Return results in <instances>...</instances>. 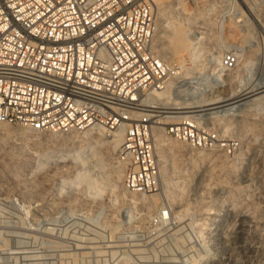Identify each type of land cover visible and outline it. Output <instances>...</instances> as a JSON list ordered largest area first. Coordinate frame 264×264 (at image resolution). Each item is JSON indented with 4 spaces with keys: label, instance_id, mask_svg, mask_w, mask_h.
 <instances>
[{
    "label": "rangeland",
    "instance_id": "rangeland-1",
    "mask_svg": "<svg viewBox=\"0 0 264 264\" xmlns=\"http://www.w3.org/2000/svg\"><path fill=\"white\" fill-rule=\"evenodd\" d=\"M228 6L245 10L242 0L156 5L153 51L177 73L178 86L237 49L244 50L238 67L223 72L229 89L264 80V18L230 16ZM176 29L190 44L181 57L170 53ZM227 115L195 118L218 136L213 150L181 143L158 154L155 145L160 186L134 196L123 188L128 165L112 137L64 143L67 135L3 126L0 264H264V110ZM216 116L224 114L208 117ZM165 123L153 126V137L173 124Z\"/></svg>",
    "mask_w": 264,
    "mask_h": 264
},
{
    "label": "built area",
    "instance_id": "built-area-1",
    "mask_svg": "<svg viewBox=\"0 0 264 264\" xmlns=\"http://www.w3.org/2000/svg\"><path fill=\"white\" fill-rule=\"evenodd\" d=\"M242 1L245 10L228 6L226 13L259 23L264 0ZM153 5L154 0H0V125L59 135L123 129L125 192H156L153 126L159 116L141 113L139 100L177 73L154 54ZM237 65L233 53L220 60L224 72ZM165 133L195 150L220 143L190 116L166 126Z\"/></svg>",
    "mask_w": 264,
    "mask_h": 264
},
{
    "label": "bare ground",
    "instance_id": "bare-ground-1",
    "mask_svg": "<svg viewBox=\"0 0 264 264\" xmlns=\"http://www.w3.org/2000/svg\"><path fill=\"white\" fill-rule=\"evenodd\" d=\"M161 2L162 0H154V10L156 8V5H160ZM157 32L158 31L155 32L153 43L158 36ZM186 36L182 30L176 29L173 31L172 36L169 38V45L171 48L170 53L174 57H179L180 53L183 51L186 45L189 44H187L188 39H186ZM194 38L197 39L198 42L200 41L198 40L197 36ZM197 41L193 40L194 43L192 44H196ZM193 49H196V47H194ZM242 51L244 50L237 49V51L230 52L237 55L238 65L240 63V60L242 59V57H239V55L242 54ZM162 53L166 54V52H164L163 50ZM180 61L181 62L179 64H181V68H183V62L182 60ZM261 61L264 62V59H261ZM208 64V66H210V73L206 76L200 74V76L194 77V81L192 82L187 81L189 80V78L182 77L183 80L181 81H186V83L184 82V84L178 86V83H176V81L178 80V78H176L177 74H175L174 77L171 76L170 78H168L165 81L162 89L152 91L150 92L152 94L148 93L139 100L140 112L145 113L149 116L151 114H157L159 116V121L156 122L155 125L163 124V126H165V122H172L174 124L175 122L180 120L181 115L199 118L200 120L203 119V121L208 122L216 119H224L226 117L228 118L230 116L227 114H230L240 108H245L246 110L251 111H257L259 109L264 110V80L253 83L248 87L241 88L239 91H235L232 90V88L229 89L230 82L226 80V75L223 73L224 71L221 68L217 70L218 64L220 67V61L217 58H213ZM183 73H185V71H183ZM191 84L193 85V87H190ZM186 86L187 88L189 87L191 89H187V91L184 89L181 90V88H185ZM165 88L166 90H164ZM215 114H224V116L208 117ZM199 119H197V122L200 121ZM3 126L4 125H0V131L4 130ZM155 130L156 132L153 139L158 154L163 149L167 150L173 149L176 146H181L182 142L176 141L170 137L168 138L167 134L165 133V127H159ZM22 131L27 132L25 130ZM124 132L125 131L121 129L119 131L108 134V132L103 128L94 127L82 132H72L67 134L64 143L71 142L75 139H81L85 141L88 140L89 136H103L105 134L104 137H112L113 140L111 141V143L113 144L114 148L120 150L123 142ZM188 147L190 150L194 151V149H192L190 146Z\"/></svg>",
    "mask_w": 264,
    "mask_h": 264
}]
</instances>
